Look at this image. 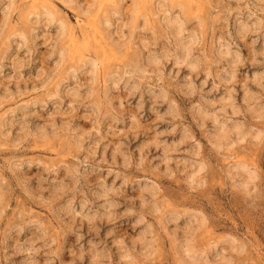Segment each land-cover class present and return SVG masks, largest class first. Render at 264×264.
I'll use <instances>...</instances> for the list:
<instances>
[{
	"label": "rangeland",
	"instance_id": "obj_1",
	"mask_svg": "<svg viewBox=\"0 0 264 264\" xmlns=\"http://www.w3.org/2000/svg\"><path fill=\"white\" fill-rule=\"evenodd\" d=\"M0 264H264V0H0Z\"/></svg>",
	"mask_w": 264,
	"mask_h": 264
},
{
	"label": "bare ground",
	"instance_id": "obj_2",
	"mask_svg": "<svg viewBox=\"0 0 264 264\" xmlns=\"http://www.w3.org/2000/svg\"><path fill=\"white\" fill-rule=\"evenodd\" d=\"M222 134V133H221Z\"/></svg>",
	"mask_w": 264,
	"mask_h": 264
}]
</instances>
